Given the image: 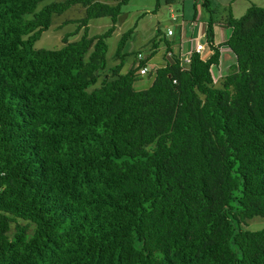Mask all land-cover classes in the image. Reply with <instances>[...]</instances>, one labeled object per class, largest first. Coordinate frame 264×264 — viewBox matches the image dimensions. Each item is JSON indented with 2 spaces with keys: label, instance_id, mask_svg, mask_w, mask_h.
<instances>
[{
  "label": "trees",
  "instance_id": "1",
  "mask_svg": "<svg viewBox=\"0 0 264 264\" xmlns=\"http://www.w3.org/2000/svg\"><path fill=\"white\" fill-rule=\"evenodd\" d=\"M44 1L0 0V264H264V228H243L264 220V7L222 21L221 46L212 18V55L185 68L158 28L166 63L137 91L150 58L107 64L131 0ZM76 5L63 47L36 48ZM100 18L112 26L91 36ZM221 47L237 62L216 80Z\"/></svg>",
  "mask_w": 264,
  "mask_h": 264
},
{
  "label": "rangeland",
  "instance_id": "2",
  "mask_svg": "<svg viewBox=\"0 0 264 264\" xmlns=\"http://www.w3.org/2000/svg\"><path fill=\"white\" fill-rule=\"evenodd\" d=\"M53 1H65V0H47L40 4L39 9H42L45 5ZM211 10L208 11L204 8L201 1L196 0H176L178 4L167 6L165 0H160L161 9L157 14H154L157 0H131L129 5L124 7L123 12L125 15L117 25V29L109 39V52H108V67H113L118 63L123 62L124 68L123 74H126L133 66H138L137 55L142 53L144 56L150 58L148 61L149 74L141 76L138 74V80L134 84V88L137 91L148 89L155 80L156 70L166 63L164 51L165 48H161L157 54L152 56L151 40L157 33L156 25L161 23V30L164 34H167L168 30H172L175 35L169 36L172 41L180 40V30L177 29L179 25L178 20L181 17V13L177 12L178 5H186V19L194 21L196 11L198 12L197 21L203 24L205 27L208 26V22L213 18L215 23V31L217 32V39H228L232 34V29L228 26L222 25L223 18L229 17L230 15L235 18L242 17L252 5H258L264 7V0H237L233 5L234 0H211ZM195 6H197L195 10ZM245 7V9H244ZM179 8V7H178ZM175 16V19L173 16ZM86 16L85 9L76 5L67 10L62 15H55L53 18V24L49 30L43 33L41 39L36 43L38 49H52L57 50L63 47L62 38L78 29V20ZM69 21V22H67ZM66 22V23H65ZM65 23V25H63ZM63 25V28L61 26ZM90 35H98L107 31L112 26L110 18L93 19L90 21ZM189 26V24H188ZM192 26V25H191ZM133 34L129 36L126 41L124 48L120 52L122 55L121 59L117 57L118 44L121 41L123 34L129 30L134 29ZM83 33V31H82ZM82 34L73 36L71 41L80 39ZM224 65L216 68V73L232 71L233 66L236 64V56L233 52H225ZM233 65L232 68L226 69V67ZM232 205H234L232 203ZM248 231H259L264 228V220L256 218L248 222L247 226H243Z\"/></svg>",
  "mask_w": 264,
  "mask_h": 264
},
{
  "label": "crops",
  "instance_id": "3",
  "mask_svg": "<svg viewBox=\"0 0 264 264\" xmlns=\"http://www.w3.org/2000/svg\"><path fill=\"white\" fill-rule=\"evenodd\" d=\"M236 1L237 0H234V2L232 4L234 5L236 3ZM176 4H178V3H176ZM178 7H177V12L181 13L182 15H181L180 19L178 20L179 25L177 26V29L180 30V32H179L180 33V40L176 39V42L177 43L179 42L180 45L183 46V49L185 51L187 50L188 52H191V49H193L198 43L205 44V49L200 54V56L203 59H208L212 55V51H211V48H210V46L208 44V41H207V27H205L201 23L200 24L198 23V21H197V18H198L197 16L198 15L197 16L195 15V17L193 19L194 21H191V23H189L190 21H188L186 19V5H185V3H183V5H178ZM244 9H245V7H244ZM124 15H125V13H124ZM123 16L120 18V21L123 18ZM172 16L175 19V16L174 15H172ZM226 18H223L222 21H225ZM120 21H119V23H120ZM188 24H189V26H188ZM160 27H161V23L159 22L156 25L155 29H157V30H158V28L161 29L162 27L161 28ZM216 34H217V32L215 31V28H214V45H216V46H221L222 44H224L230 38L229 37L228 39H222V38L217 39V37H216L217 35ZM173 35H175V33ZM162 37H164V36H162ZM162 47L165 48V45L162 44L160 49ZM220 51H221L220 67L222 65V69H223V65H224V60H223L224 57H223V55H224L225 52H229L231 50L228 47H221ZM164 52H166V50ZM164 55H165V53H164ZM232 66L233 65H230V66L226 67V69H230V68H232ZM227 72H229V71H227ZM220 73H221L220 76H222V77L227 75V73H224V72H220Z\"/></svg>",
  "mask_w": 264,
  "mask_h": 264
},
{
  "label": "built area",
  "instance_id": "4",
  "mask_svg": "<svg viewBox=\"0 0 264 264\" xmlns=\"http://www.w3.org/2000/svg\"><path fill=\"white\" fill-rule=\"evenodd\" d=\"M173 34H174V32L172 30H168V33H167L168 36H172ZM209 46H210V44H209ZM204 49H205V44L198 43L193 49H191V52H188L187 50L185 51L183 49V46L181 45V47H180V64H181V66L184 67V68L187 67V65L191 63L192 55L194 53L201 54L204 51ZM211 51H212V49H211ZM212 53H213V51H212ZM137 59H138V62H144V61L147 60V57L144 56L142 53H139L137 55ZM219 67H220V65L219 66H212V70L215 71V69L216 68L219 69ZM147 74H149V69H148L147 63H145L142 66V68L140 69L139 75L145 76ZM216 74H217L216 75V80H218L219 78L222 77V76H220L221 75L220 72H218Z\"/></svg>",
  "mask_w": 264,
  "mask_h": 264
},
{
  "label": "clouds",
  "instance_id": "5",
  "mask_svg": "<svg viewBox=\"0 0 264 264\" xmlns=\"http://www.w3.org/2000/svg\"><path fill=\"white\" fill-rule=\"evenodd\" d=\"M138 74H139V72H138Z\"/></svg>",
  "mask_w": 264,
  "mask_h": 264
}]
</instances>
